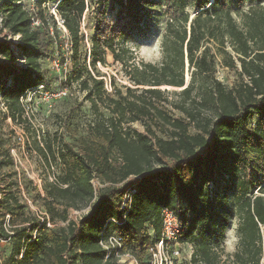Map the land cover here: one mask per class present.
Segmentation results:
<instances>
[{
	"label": "trees",
	"instance_id": "obj_1",
	"mask_svg": "<svg viewBox=\"0 0 264 264\" xmlns=\"http://www.w3.org/2000/svg\"><path fill=\"white\" fill-rule=\"evenodd\" d=\"M21 1L0 0L4 116L23 125L30 141L34 128L22 118L20 98L45 79L43 60L65 65L68 41L64 80L84 93L95 120L90 139L78 140L77 151L65 146L64 156L44 134L32 141L43 164L63 160L61 176L36 196L55 227L41 223L20 190L5 184L0 243L7 249L0 250V264H118L99 246L101 234L113 233L138 264H151L148 250L160 240L163 208L177 216V244L191 246L190 264H264V0H50L52 12L46 0H36L31 10ZM156 9L165 22L161 59L152 64L137 60L129 43L147 32ZM86 46L87 56L81 52ZM108 54L129 82L124 92L111 84L108 93L93 72L106 65ZM219 62L237 76L234 83L218 80ZM11 133L0 144V182L10 176L4 169L24 176L9 154ZM81 204L88 211L70 218V209ZM232 218L237 244L233 254H224Z\"/></svg>",
	"mask_w": 264,
	"mask_h": 264
},
{
	"label": "rangeland",
	"instance_id": "obj_2",
	"mask_svg": "<svg viewBox=\"0 0 264 264\" xmlns=\"http://www.w3.org/2000/svg\"><path fill=\"white\" fill-rule=\"evenodd\" d=\"M35 2L36 0L21 1L22 5L27 10H31ZM43 6L48 8L50 12L53 11V5L50 0H46L43 3ZM117 9L118 7L113 13L111 12L107 14V22L114 21V18L117 14ZM154 14L155 15L153 19L149 23L147 32L144 35L135 37L129 43V47L134 51L137 60L152 64L160 62L161 59L160 42L165 22V17L163 16L162 11L156 9ZM92 26L93 22L89 16L86 18L83 25V32L87 37L92 34ZM62 36H65L63 31ZM15 40L17 41V39ZM69 50L70 45L69 42L66 41L62 48V54L65 56L66 63L62 68L57 62L54 64L50 61L43 60L41 62V68L45 73V79L43 82L39 83L37 87L27 91L22 96V103L25 104L32 112L31 117L34 124V130L31 132L30 136L27 133L30 140V145L26 149L27 156L26 160H24L25 164H23L24 167L28 169L29 174L33 179L29 178L25 173L20 179L13 177L12 170L4 169L3 172L10 174V176L5 177L4 181L0 182V190H3L5 184H9L12 190H15L16 192L18 188L23 201L24 198H27L30 201H37V194L44 196V188L49 184H53L50 182L49 177L55 182V180L61 176L63 171V160L56 159L55 163L50 162L49 165L47 163H42L39 153L35 150L32 144V141L36 140L37 134L39 135L40 140H42V134H44L45 139L52 142L54 152L63 156L66 154L65 146H67L68 149L70 148L74 151H77L76 144L78 140L90 139L89 127L94 123V113L90 108L89 102L85 101L84 93L78 90L77 85L73 84L68 86L64 80V77L70 73V65L68 63V59L70 57ZM81 52L83 55L86 54L87 56V46L85 49H82ZM228 52H230L229 49ZM86 64H88V61H86ZM88 70L90 72L93 71L91 67H88ZM93 72L94 74L100 76L104 84H107L109 90L107 91L108 93H110L112 90L111 84H113V86L122 92H124L125 86H129V82L123 76L120 65L113 63L110 54L106 56V65H97ZM216 77L226 85H230L237 80V76L227 68H224L221 62L217 64ZM185 80L188 82L187 74L185 76ZM45 92L48 94H53L54 97L50 100H47L45 98ZM61 92H64V95L60 94L58 97H56L57 94ZM100 112L104 116H108L107 111L103 108H100ZM170 113L173 117L181 116L177 111L170 110ZM4 115V108L0 105V144L2 147L6 145V138L11 137V132H14V129L18 131L16 126L9 122ZM131 127L137 131L143 130L141 123H134L131 125ZM191 133H193V131ZM248 157L250 160L255 158L253 151H248ZM38 181H40V187L37 185ZM15 183L17 184L15 185ZM92 184L95 187H99L97 180ZM33 205L39 209V206H41L42 203L37 201ZM55 208L60 213L62 207L55 206ZM88 209V205L85 204L79 205L78 209L76 210L70 209V218H79L84 215ZM52 218L54 220L59 219L57 216H52ZM55 222L59 227L64 226V224L60 223L61 221L59 220ZM237 223V218H232L230 220L229 227L224 233V254H233L235 251L237 244L235 232ZM5 249H7L5 243H0V250L5 251ZM171 251H173L175 255H173ZM191 254V246L185 244H177L174 249L169 250L172 264H190ZM159 263L160 260L157 259V264ZM163 264H165L164 261Z\"/></svg>",
	"mask_w": 264,
	"mask_h": 264
},
{
	"label": "built area",
	"instance_id": "obj_3",
	"mask_svg": "<svg viewBox=\"0 0 264 264\" xmlns=\"http://www.w3.org/2000/svg\"><path fill=\"white\" fill-rule=\"evenodd\" d=\"M54 64L56 63L54 62ZM105 87L106 89H108L107 84L105 85ZM60 94L64 95V92L58 93L56 97H58V95ZM45 95H46L45 98L47 100H50L54 97L53 94H48L46 92ZM20 103L23 109L22 118L26 119V121H28V123H30L33 126L34 124L31 117L32 112L25 104L22 103V97L20 98ZM0 105L3 106L4 112H6V108L4 107L3 103H0ZM8 121L10 122V119H8ZM14 126H16L18 131L14 129L13 142L9 148V154L12 159L14 169L18 175L20 174L24 175L25 173L29 178L33 179L32 176L29 174L28 169L25 168L23 165L25 164L24 160H26V156H27L26 149L27 147H29L30 143L23 129V125L15 124ZM49 180L51 183H53L52 178L49 177ZM37 183H38L37 185L40 187V181H38ZM24 199L27 203V206L36 215V217L40 220L41 223H45L46 227L49 229L55 227L54 224H51L49 222L46 213L37 209L32 204V202L27 198ZM127 201L128 202L130 201L129 194L125 196L123 205ZM160 221H161L160 240L157 244H155L153 247H151L148 250V253L151 256V264H157V259L160 260L161 264H163V261L165 264L167 263L172 264L170 259L171 256L169 255V250H172L175 248V246H177V239L180 236L182 229L177 221V216L175 212H173L168 208H163L161 210ZM99 246L101 250H103L106 253V259L112 258L118 264H138L137 259L130 252L125 250L123 238L119 234L113 233L107 236L101 234L99 239ZM171 253L175 255L173 251H171Z\"/></svg>",
	"mask_w": 264,
	"mask_h": 264
}]
</instances>
